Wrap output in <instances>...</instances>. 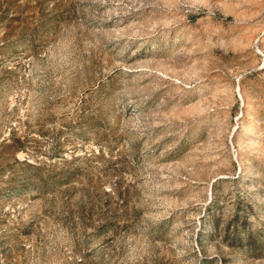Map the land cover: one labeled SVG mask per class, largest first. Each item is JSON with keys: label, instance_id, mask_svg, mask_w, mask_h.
<instances>
[{"label": "rangeland", "instance_id": "obj_1", "mask_svg": "<svg viewBox=\"0 0 264 264\" xmlns=\"http://www.w3.org/2000/svg\"><path fill=\"white\" fill-rule=\"evenodd\" d=\"M0 264H264V0H0Z\"/></svg>", "mask_w": 264, "mask_h": 264}]
</instances>
